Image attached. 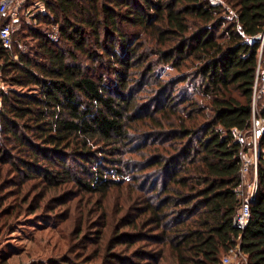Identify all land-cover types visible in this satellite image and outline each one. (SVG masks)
<instances>
[{
    "label": "trees",
    "instance_id": "obj_1",
    "mask_svg": "<svg viewBox=\"0 0 264 264\" xmlns=\"http://www.w3.org/2000/svg\"><path fill=\"white\" fill-rule=\"evenodd\" d=\"M39 1L42 26L28 24L29 49L19 46L25 26L14 47L0 43L8 84L0 90V171L9 164L0 177L20 172L106 195L126 182L124 169L128 183L151 171V194L129 222L149 240L136 264H223L238 245L247 264H264V129L244 228L236 224L242 142L233 132L252 123L264 0ZM160 64L178 74L153 88L159 100L149 110L131 78L154 76ZM101 65L116 86L97 76ZM74 111L91 122L81 136L72 133Z\"/></svg>",
    "mask_w": 264,
    "mask_h": 264
},
{
    "label": "rangeland",
    "instance_id": "obj_2",
    "mask_svg": "<svg viewBox=\"0 0 264 264\" xmlns=\"http://www.w3.org/2000/svg\"><path fill=\"white\" fill-rule=\"evenodd\" d=\"M17 7L10 48L17 42L16 34L21 26H25L23 33L19 34V46L28 50L33 43L28 24L41 27L34 15L45 9L39 0H20ZM90 45L92 51L98 52L95 43ZM101 74L111 78L108 81L113 87L117 85L116 75L105 71L102 65L97 69V76ZM177 74L171 65L160 64L154 76L147 75L145 78L141 74L133 75L132 80L135 81L133 77H136V83H132L135 92L140 86L144 87V91L137 96L142 107L154 110L159 94L153 88L159 86L161 80H174ZM7 87L0 71V90ZM182 89L186 91L187 84H183ZM263 106L264 97L259 104V111ZM90 123L85 112L74 111L71 116L73 135L81 136ZM162 140L166 146H170L172 139L163 136ZM257 151L259 159V146ZM254 154L253 147L248 154L247 182L255 180ZM8 165H4L0 176L6 174ZM124 173H127L126 182L111 186L106 195L89 192L74 182L51 187L37 179H27L20 172L9 171L7 179L0 177V207L4 208L0 211V264H136L140 255L138 246L147 245L149 240L143 239L145 233L142 232V237L137 232L140 229L133 228L129 222L131 218L135 219L137 208L142 204L141 196L145 199L151 194L148 185H145L151 177V171H148V178L143 176L133 183H128L130 172L124 169ZM5 224L7 227L2 229ZM135 239L137 243H134ZM151 263H154L153 259Z\"/></svg>",
    "mask_w": 264,
    "mask_h": 264
},
{
    "label": "built area",
    "instance_id": "obj_3",
    "mask_svg": "<svg viewBox=\"0 0 264 264\" xmlns=\"http://www.w3.org/2000/svg\"><path fill=\"white\" fill-rule=\"evenodd\" d=\"M20 0H0V43L6 48L11 47L13 39V19L17 14V4ZM11 16V18H10ZM259 42V52H258V64L256 67L255 83L253 87L252 96V120L251 127L248 130H241L234 128L236 138L242 142L241 156L243 159L242 164V176L243 181L240 184V192L244 195V201L242 206L239 208L236 216V224L244 228L250 219V203L249 198L254 197L257 193V159H258V141L260 139V134L264 129V116L259 111V100L264 94V26L263 30L254 38ZM247 136L250 139L247 140ZM245 146V147H244ZM247 147V151H246ZM254 147L255 154L254 160L256 164L255 175L253 181L246 184V173L249 167L248 154ZM240 245L232 249L230 252L224 255L223 264H247V259L245 255L241 252Z\"/></svg>",
    "mask_w": 264,
    "mask_h": 264
}]
</instances>
